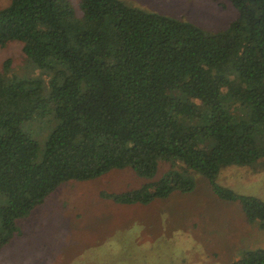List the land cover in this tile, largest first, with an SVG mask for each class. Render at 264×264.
<instances>
[{"label":"trees","instance_id":"1","mask_svg":"<svg viewBox=\"0 0 264 264\" xmlns=\"http://www.w3.org/2000/svg\"><path fill=\"white\" fill-rule=\"evenodd\" d=\"M218 31L121 0H10L0 47L21 44L38 76L0 73V251L18 222L69 181L131 170L147 182L100 192L122 205L190 193L264 157V0H226ZM4 69L6 67L4 66ZM46 131L40 145L29 131ZM33 129V128H32ZM160 164L170 170L153 180ZM215 187V186H213ZM264 224V202L214 188ZM99 193V194H100ZM229 264H264V249Z\"/></svg>","mask_w":264,"mask_h":264},{"label":"rangeland","instance_id":"2","mask_svg":"<svg viewBox=\"0 0 264 264\" xmlns=\"http://www.w3.org/2000/svg\"><path fill=\"white\" fill-rule=\"evenodd\" d=\"M9 1L0 0V8ZM69 1L78 8L79 0ZM121 1L208 31L225 28L235 16L226 0ZM0 73L39 75L17 42L0 47ZM35 130L29 129L43 145L46 131ZM169 170V164H160L153 180ZM193 177L190 193L173 191L165 199L132 205L101 195L147 182L129 169L64 183L17 223L22 233L2 248L0 264H229L245 251L264 249V224L248 223L237 202L221 200L214 192L225 188L264 202V157L255 167L222 169L213 184L199 174Z\"/></svg>","mask_w":264,"mask_h":264}]
</instances>
